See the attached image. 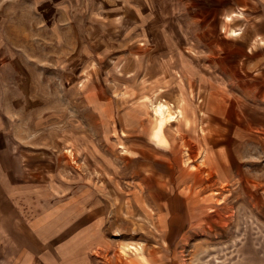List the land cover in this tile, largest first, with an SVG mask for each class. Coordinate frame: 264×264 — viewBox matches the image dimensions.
<instances>
[{"label": "rangeland", "instance_id": "obj_1", "mask_svg": "<svg viewBox=\"0 0 264 264\" xmlns=\"http://www.w3.org/2000/svg\"><path fill=\"white\" fill-rule=\"evenodd\" d=\"M112 1L0 0L2 138L51 201L93 204L105 264H264L255 20L185 39L153 32L154 10L114 19Z\"/></svg>", "mask_w": 264, "mask_h": 264}, {"label": "crops", "instance_id": "obj_2", "mask_svg": "<svg viewBox=\"0 0 264 264\" xmlns=\"http://www.w3.org/2000/svg\"><path fill=\"white\" fill-rule=\"evenodd\" d=\"M107 5L114 19L138 25L154 10L153 32L162 24L160 34L185 39L201 33L198 29H238V21H228L245 12L264 35V0H113ZM20 161L0 131V264H105L100 255L113 243L93 204L51 201L58 190L30 180Z\"/></svg>", "mask_w": 264, "mask_h": 264}, {"label": "bare ground", "instance_id": "obj_3", "mask_svg": "<svg viewBox=\"0 0 264 264\" xmlns=\"http://www.w3.org/2000/svg\"><path fill=\"white\" fill-rule=\"evenodd\" d=\"M234 35H238V34H235L233 33ZM155 114L161 118L163 120H167V121H172L174 117H172L170 115V112L167 108V106H164V105H159L156 109H155ZM133 248V247H132ZM131 248V249H132Z\"/></svg>", "mask_w": 264, "mask_h": 264}]
</instances>
